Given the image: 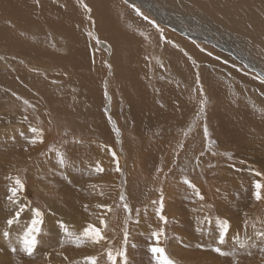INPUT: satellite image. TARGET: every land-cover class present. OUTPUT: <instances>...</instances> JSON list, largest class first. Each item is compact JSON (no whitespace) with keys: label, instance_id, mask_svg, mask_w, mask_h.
Segmentation results:
<instances>
[{"label":"rangeland","instance_id":"1","mask_svg":"<svg viewBox=\"0 0 264 264\" xmlns=\"http://www.w3.org/2000/svg\"><path fill=\"white\" fill-rule=\"evenodd\" d=\"M17 1L29 0H0V264H46L50 259L47 256L54 250L81 252L56 264H88L86 257L91 256L97 258V264H108L105 250L122 246L128 264H154L148 248L155 244L152 231L160 227L165 228L167 237L161 246L176 264H226V257L209 248L216 246L210 238L211 234L218 235L216 218L226 219L234 213L240 223L241 212L258 205L247 224L242 223L243 227L228 219L229 234L222 245L225 247L221 246L225 251H237L238 260L250 258L247 248H254L256 239H260L255 233L264 231V200L257 201L253 196V183L264 185V165L256 161L264 157V84L260 75L238 60L234 52L242 55L237 45L249 41L246 45L253 64L264 73V34L258 28L264 23L256 21L255 17L262 12H254L259 9L252 0L244 5L238 0H150L155 4L152 7L139 5L135 0H84L92 8L91 19L77 0H32L26 8L16 7ZM175 1L179 10L173 11L177 15L170 22L164 9L175 6ZM132 5L142 15H137ZM248 5L253 6L257 15L251 16ZM157 9L164 12L163 23L157 18ZM197 11L204 17L193 16ZM232 27H238L237 33H232ZM158 28L163 30L164 40ZM89 31L99 44L87 35ZM126 32H139L138 42L144 37L145 47L128 44V39L123 42ZM198 33L208 39L211 36L216 43L191 37ZM231 34L235 41L226 38ZM254 36L262 42L256 43ZM178 40L190 43L188 49L179 45ZM149 46L161 50L162 57L156 50L150 51ZM197 74L208 101L199 117ZM31 127L42 129L43 143L28 142L32 138ZM49 146L65 155L66 167L58 165L56 155L53 157L55 151H49ZM33 148L35 151L28 156L26 152ZM97 163L103 171L95 170ZM118 165L120 171H116ZM17 175L25 183L24 191L18 194V203L24 200L26 205L31 203L45 211L48 201L55 206L59 197L58 202L65 201L64 205H70L72 213L83 222L76 221L80 224L77 226L63 216L67 221L61 223L79 234L89 223L102 227L100 215L106 221L102 231L106 240L80 247L65 242L61 247L64 234L60 226L55 221L43 220L33 256L19 251L13 255L2 233L8 230L11 245L19 248L17 237L26 221H30L23 217V212L20 225L11 228L6 225V220L14 215L6 199L10 183L7 177ZM102 176L113 178L107 186L109 196L91 204L101 205L102 211L89 218L82 204L93 198V192L86 195V187H100ZM184 177L196 185L203 200L182 182ZM94 180L96 185L92 184ZM131 184L132 191L138 190L141 195L137 208L142 213L138 211L137 215L136 210L135 219L131 216L134 203ZM44 191L46 196L42 195ZM161 191L164 198L161 214L167 218L166 224L155 211L160 206ZM260 191L264 196V187ZM198 207L209 217L207 228L204 218L198 220L203 215L188 216L190 209L194 215L198 213ZM235 236L245 243L244 250L235 243ZM58 242L59 246L51 247ZM197 244L205 247L197 248ZM228 258H232L229 264H233V257ZM258 258L257 264H264V252Z\"/></svg>","mask_w":264,"mask_h":264},{"label":"snow or ice","instance_id":"2","mask_svg":"<svg viewBox=\"0 0 264 264\" xmlns=\"http://www.w3.org/2000/svg\"><path fill=\"white\" fill-rule=\"evenodd\" d=\"M127 2V0H125ZM77 3L79 6L84 10L86 14L91 13V8L84 3V0H77ZM63 6V5H62ZM134 7V10L136 11L137 15H142L141 11L139 8ZM88 19H91L90 15L87 16ZM145 20L148 18L145 16ZM149 23H153L152 21H149ZM154 27H157L155 24H153ZM158 31L161 32V40H164L165 37L163 36V30L158 28ZM87 35L93 39L96 40L97 44L100 43L98 38L95 36V34L91 31L87 33ZM169 44L172 43V41H168ZM176 46V45H174ZM178 47V46H176ZM183 51V49H181ZM187 55V53H185ZM211 55V53H209ZM191 59V57H189ZM195 63V61H193ZM109 70H111V66L108 65ZM259 79L262 84H264V74H261L259 76ZM196 84L199 86V109L197 112V116L199 117L202 113H204L205 106L207 104V98L204 94L203 86L200 83V78L199 74L196 76ZM105 98L108 99L107 97V92H105ZM17 99H20L17 97ZM24 104L27 105L28 101L25 100ZM111 122V121H110ZM114 131L119 134L118 129H113ZM30 131L34 134L33 137L28 141L30 144L35 145L37 142L43 143V133L40 129L36 127H31ZM21 136L24 135V133L20 134ZM204 136L207 138L208 136V130L207 127L205 126L204 128ZM76 143H79V141H76ZM182 147V145H181ZM27 150V149H26ZM49 151H55V155L57 158V163L60 167H66L68 164V161L65 157V155L60 152L57 149H53L51 146H49ZM203 155V153H201ZM225 155H228L230 158V154L225 153ZM113 156H115V153H113ZM97 172L103 171L102 168H100L99 164L97 163L96 169ZM116 171H120L119 167H117ZM257 176H260V173H256ZM9 183V186L7 187V201L9 202V206H11L14 210V215H10V217L6 220V225L8 228H11L12 225L14 224H19L20 218H21V213L25 212V208L27 207L31 213V219L30 221L26 222L24 226H22V233L17 237L19 248H17L14 245H11L10 243V237L11 233L8 230L3 231L2 235L4 240L9 241V251L15 255L18 251L20 253H24L25 255L31 257L34 254V251L37 247V244L39 243L37 236L41 232V224L43 223V218H44V212L36 207H31L30 205H26L23 202L18 203V194L23 192L25 189V183L24 181L20 178V176H8L7 177ZM182 182L188 186V188L192 189L194 192V195L198 197L199 199L203 200V196L201 195L199 189L196 188V185L193 184L187 177H184ZM253 187L255 191L253 192V196L257 201L264 200V196L261 195V188L264 187L259 182H254ZM124 199L123 194H121V200ZM163 193L161 191L160 195V206L156 208V216L159 218V220L163 223H167V218L161 214V211L163 209ZM155 203V201L153 202ZM97 208L101 207V205H96ZM125 210H127V204H124ZM85 210H87V205H85ZM111 210V209H109ZM205 221H209V217L205 216L204 217ZM210 222V221H209ZM99 223L102 227L98 228L95 227L93 224L89 223L87 227H85L79 234L76 232L70 231L68 226L65 225L64 223H60V229L64 234V238L60 241L61 247H63L65 242L72 243L76 245L77 247H80L81 245L85 243H92V244H99L102 241L106 240V237L102 234L103 228L106 227V221L101 217L99 218ZM244 224H247V220L244 221ZM215 225L218 230V235L215 237V247H211L210 251L217 253L221 257H233V264H239L238 260L235 259L236 257V252L235 250L231 251H225L222 249V245L226 243V237L229 234L230 230V223L228 219H221L219 217L216 218L215 220ZM199 231V229H197ZM257 237H259L262 241H264V231H257L255 233ZM151 237L155 240L154 245H150L148 248V251L152 255V260L154 261V264H176V262L169 257V255L166 252L165 247L161 246L162 243L167 239L166 234H165V228L160 227L158 230H154L151 233ZM127 238H128V233L127 229H124V241L123 243L126 245L127 244ZM234 241L236 244L239 245L241 249L245 247V243L239 239V236L233 237ZM109 244L111 243L110 241L108 242ZM135 247V245H133ZM197 248H204V245L197 244ZM2 251V249H0ZM106 256H107V262L108 264H117V258H119V264H128L127 256H126V249L122 246L118 249H113L111 247H108L106 250ZM261 252H264V248H261ZM248 255H251V252L248 253ZM67 259V257H65ZM86 261L88 264H97V258L95 256L91 257H86Z\"/></svg>","mask_w":264,"mask_h":264},{"label":"bare ground","instance_id":"3","mask_svg":"<svg viewBox=\"0 0 264 264\" xmlns=\"http://www.w3.org/2000/svg\"><path fill=\"white\" fill-rule=\"evenodd\" d=\"M32 0H29V1H27V2H23V3H21V2H19V1H17L16 2V7H20V8H26V7H28L30 4H32V2H31ZM116 1V0H115ZM134 1V0H133ZM135 1H138V2H140L139 3V5H141V3H143L144 4V6L145 5H147V6H153V5H155L154 3H152L150 0H135ZM201 1H203V0H201ZM210 1H212V2H219V0H210ZM239 1V3L241 2V3H243L242 5H244L245 3H247V2H249L250 3V0H238ZM87 2V1H86ZM130 2V1H129ZM184 2V1H183ZM88 3V2H87ZM93 3V2H92ZM122 3V2H121ZM160 3V2H159ZM175 3H176V1H175ZM174 3V4H175ZM200 3V2H199ZM221 3V2H220ZM252 3L255 5V6H257V8L259 9V10H255L254 12H257V13H259V11L260 12H262V14H260V16H257V17H255V18H257V20L256 21H258V19H260L263 23H264V0H252ZM24 4H27V5H24ZM117 4V3H116ZM127 4V3H126ZM168 4V3H167ZM177 4L178 3H176V5L175 6H173L172 8H168L167 7V9L168 10H166V9H164V11H166V13H167V15L170 17V22L171 21H173L174 20V15H177L176 13H174L173 14V11L174 10H179L178 8H177ZM181 5V4H180ZM195 5V4H194ZM241 5V6H242ZM120 6V5H119ZM123 6V5H122ZM169 6V5H168ZM170 6H171V4H170ZM169 6V7H170ZM196 6V5H195ZM239 6V5H238ZM249 6V8L251 9V11H252V17H253V15H257V14H254V12H253V6H251V5H248ZM90 7V6H89ZM102 7H104L103 5H102ZM115 7H117V6H115ZM158 7V6H157ZM156 7V8H157ZM178 7H179V5H178ZM229 7V6H228ZM243 7V9H245L244 10V12H248V10H246V8H244V6H242ZM91 8V7H90ZM105 8V7H104ZM165 8V7H164ZM180 8H182V6L180 7ZM193 8V7H192ZM197 8H199L200 9V7H197ZM110 9V8H109ZM117 9V8H116ZM155 9V8H154ZM198 9V10H199ZM223 9V8H222ZM91 10H92V8H91ZM149 10V9H148ZM158 10V9H157ZM183 10V9H182ZM242 9H238V12H240ZM40 11V10H39ZM105 11V10H104ZM181 11V10H180ZM202 10L200 9V12H201ZM228 11H230V10H228ZM119 12V11H118ZM158 12H159V10H158ZM163 11H161V12H159V14H158V20L160 21V22H162L163 23V20H162V17H164V12L162 13ZM175 12V11H174ZM199 11H197L196 13H194L193 14V16H195V17H204V15L201 13H198ZM223 12V11H222ZM41 13V12H40ZM115 13V12H114ZM153 13V12H152ZM157 13V12H156ZM185 13V12H184ZM226 13V12H225ZM153 14H155V13H153ZM187 14V13H186ZM188 15V14H187ZM190 15V14H189ZM207 15V14H206ZM238 15L241 17L242 15L240 14V13H238ZM90 16H93V11H91V13H90ZM17 17V19H18V16H16ZM195 17H194V19H195ZM208 17H209V15H208ZM220 17V16H219ZM249 17H250V15H249ZM113 18V17H112ZM190 19H191V17H189ZM16 19V18H15ZM14 19V20H15ZM95 19V18H94ZM203 19V18H202ZM104 20V19H103ZM199 20V19H198ZM205 20H206V17H205ZM225 20V19H224ZM247 20V19H246ZM45 21L47 22V24H49L48 23V21L45 19ZM211 21V20H210ZM191 22V21H190ZM199 22V21H198ZM209 22V21H208ZM247 22L248 21H246V24H247ZM187 23H189L188 22V20H186L185 21V24L187 25ZM204 23V22H203ZM211 23V22H210ZM216 23V22H215ZM218 23V22H217ZM20 24V23H19ZM93 24H95V21L93 22ZM219 24V23H218ZM239 24L240 25H242V22L240 21L239 22ZM260 24V23H259ZM189 25V24H188ZM204 25V24H203ZM202 25V26H203ZM213 25H215V27L216 26H218L217 24H213ZM94 26V25H93ZM102 26H104V25H102ZM205 26V25H204ZM203 26V27H204ZM208 26V25H207ZM212 26V25H211ZM248 26H249V24H248ZM261 27H258L259 29H260V33H263L264 34V25H260ZM176 27V26H175ZM193 27V26H192ZM206 27V26H205ZM210 27V26H209ZM191 28V27H190ZM233 29H232V31H234V32H232L233 34H235V33H237L235 30H238V27H236V29L234 28V27H232ZM97 30H98V28H96ZM210 29H213V28H210ZM241 29V28H240ZM194 30V29H193ZM205 30V29H204ZM98 31H100V29L98 30ZM241 31V30H240ZM97 32V31H96ZM183 32H185L187 35H189L190 33H188V32H186V30H184ZM242 32V31H241ZM10 33V32H9ZM101 33V32H100ZM218 33V32H217ZM230 33V32H229ZM248 33V32H247ZM97 34H98V32H97ZM126 34H127V32H126ZM206 34V33H205ZM213 34V33H212ZM249 34V33H248ZM123 35V34H122ZM125 35V34H124ZM123 35V36H124ZM210 35V34H209ZM255 35H256V33H255ZM99 36V35H98ZM125 36H127V37H125L124 39H123V42H125L127 39L129 40L128 41V44H133V45H136L137 47H142V46H144L145 47V43H146V40L144 39V37H142V39H141V41L140 42H138V36H139V32H133V33H129V34H127V35H125ZM170 36V35H169ZM208 36V35H207ZM73 37H75V36H73ZM191 37L192 38H195V39H202V40H205V41H208V42H212V43H216V41L214 40H212L211 39V36H208L209 37V39L208 38H205V37H202L201 35H199V33H198V35H191ZM226 37V36H225ZM254 37H256V36H254ZM214 38V37H213ZM226 38H230L231 40H234L235 41V38H234V36L231 34V36L230 37H226ZM115 39V38H114ZM254 40H256L257 39V37H256V39L255 38H253ZM252 39V40H253ZM140 40V39H139ZM75 41V40H74ZM179 41V45H181L182 47H184V48H187L188 49V47H187V44H190V43H188L186 40H178ZM257 41L258 42H256V43H261L262 41H259L258 39H257ZM133 42V43H132ZM248 42V44L250 43L249 41H247ZM246 42V43H247ZM252 42V41H251ZM227 43V42H226ZM245 43V42H244ZM246 43L245 44H243V45H237L238 46V50L241 52V54L242 55H238L237 53H235L234 52V50L232 51V50H230V49H228L227 48V51H230L231 53H233L234 52V54L236 55V57H237V59L238 60H240V61H242V63L243 64H245V65H248V66H250L251 68H252V70L253 71H255V72H257L259 75H261V74H264V73H262L261 71H259V69H258V66L257 67H255V64H253V62H254V60L252 59V54L250 53V48L246 45ZM122 44V43H121ZM233 44H235V43H233ZM262 44H264V43H262ZM219 47H222V45L219 43ZM122 46H123V44H122ZM236 46V47H237ZM253 46V45H252ZM172 47V46H171ZM107 48V47H106ZM115 47H113V46H111V49L113 50ZM119 48V47H118ZM70 49V48H69ZM120 49V48H119ZM149 49H150V51H157V54L159 55L160 54V56L162 57V53H161V50H159V52H158V48H155V47H152V46H149ZM222 49V48H221ZM261 50H262V48H260ZM257 50V49H256ZM114 51H115V49H114ZM252 51V50H251ZM113 56V55H112ZM243 56H246V57H243ZM254 56V55H253ZM119 57L120 58H122L123 57V54H119ZM113 58H114V56H113ZM118 58V57H117ZM263 59V58H262ZM183 60H184V62H185V59L183 58ZM259 60V59H258ZM113 61H114V59H113ZM262 61V60H261ZM264 61V60H263ZM142 62H144V60L142 59ZM257 62V61H256ZM255 63V62H254ZM258 63V62H257ZM140 64V63H139ZM261 64V63H260ZM256 65H258V64H256ZM263 65V64H262ZM121 70H123L122 69V67L120 68ZM121 73H123V72H121ZM130 74H131V72H130ZM141 75V74H140ZM131 76V75H130ZM130 76H128V77H130ZM76 81V80H75ZM151 82V81H150ZM69 86V85H68ZM24 89V88H23ZM58 99V98H57ZM73 99V98H72ZM217 102V101H216ZM207 106V105H206ZM41 113V112H40ZM8 114V113H7ZM9 115V114H8ZM7 119V118H6ZM17 119V118H16ZM21 122H23L24 123V121L22 120V119H19ZM37 122V121H36ZM26 124V123H25ZM32 126H34V125H32ZM38 129H39V127H38ZM78 129V128H77ZM40 130H42L41 128H40ZM44 131V130H43ZM120 132V131H119ZM45 133V132H44ZM76 134V133H75ZM33 133L30 131V136L29 137H33ZM44 138H45V136H44ZM184 141V140H183ZM254 143V142H253ZM252 143V144H253ZM55 146V145H54ZM35 149L36 148H33V150L32 151H30V150H28L27 152H26V154L28 155V156H30L31 154H32V152H34L35 151ZM235 149H236V147H235ZM180 150V149H179ZM54 155L55 154H53V157H54ZM49 156H51V155H49ZM259 164H263L264 165V157L263 156H260V157H258L257 158V160H256ZM32 162V161H31ZM118 167H119V165H118ZM36 168H37V166H36ZM119 169H121V168H119ZM261 176V175H260ZM110 177V176H109ZM109 177H106V176H102L101 178H100V186L102 187V188H100V187H98L97 185H96V183H95V180L92 182V184H94V185H96V187L95 186H88V187H86V189L88 190L87 192H86V195L87 194H90L91 192H93L92 194H91V196L93 195V198L91 197L90 198V200L88 199V201H87V203H83L82 204V210H85V209H83V208H85V205H87V210H85L86 211V213H88L89 214V218H94V217H96L97 216V214L99 215V212H101L102 211V209L99 207V208H97L96 206L95 207H92L91 206V204L94 202V201H96V200H98V199H104V198H99V195L100 194H104V195H106V196H109V189H107L108 187V185L110 184V181L113 179H109ZM204 177V176H203ZM109 179V180H108ZM114 180L115 181H117L118 182V178H114ZM262 184V183H261ZM111 185V184H110ZM117 185V184H116ZM105 186V187H104ZM113 187H114V185H113ZM121 187V186H120ZM138 187V186H137ZM111 189V188H110ZM119 189V188H118ZM132 189H133V186H132V184L130 185V187H129V190H130V192H131V195H132V197H133V201H134V203L132 204V207H131V211L133 210V212H132V219H135L133 216H134V214L136 213L135 211L137 210V212L140 210V209H138L137 208V205H139L138 204V200L140 199V197H141V195H139V191L137 190V191H135V190H133L132 191ZM113 190V189H112ZM128 190V189H127ZM129 190H128V192H129ZM109 191V192H108ZM73 192V191H72ZM115 192V191H114ZM76 194V193H75ZM43 196H46L45 195V191L43 192V194H42ZM127 195V194H126ZM59 199H61V198H57V201H56V204H55V206L54 205H52L53 203H52V201H48V208H46V210L45 211H43L44 212V218H43V220H45V221H51V222H53V221H55L54 223H57L58 225H60V223L61 222H66L67 220H64V218H63V216L66 218V219H70L68 222H70V223H75L77 226H79L80 224H78L77 222H82V221H80V218H79V215H77L76 213H72V211H71V209H72V207L70 206V205H67V206H65L64 205V203H65V201L63 202V201H60V202H58L59 201ZM158 199V198H157ZM252 199V198H251ZM46 201L48 200V198L47 199H45ZM78 200V199H77ZM24 201V200H23ZM22 201V202H23ZM141 201V200H140ZM25 202V201H24ZM80 202H83V200H80ZM154 202V201H153ZM141 203V202H140ZM25 204V203H24ZM29 205L31 206V207H34L31 203H29ZM98 205V204H97ZM258 205H251L248 209L249 210H247V211H242L241 212V214L239 215V216H241L242 217V221L239 223V221H237L236 219H235V217L236 216H234L235 214L233 213V215L231 216V217H227L226 219H229V220H233V222L235 223V225L236 226H240V227H243V225L244 224H242L245 220H247L248 221V219L252 216V212H254V211H256V207H257ZM93 209H92V208ZM188 208V207H187ZM148 209V208H147ZM26 211L23 213L24 215H23V217L24 218H28L29 220L31 219V213H30V211H29V209L27 208V209H25ZM69 211H71V215H69L68 213H69ZM58 212V213H57ZM139 212H141V211H139ZM137 213V215L138 214H140V213ZM197 212L199 213H196L195 215L191 212V209H190V212H189V214H188V216L189 217H191V216H197V215H203L202 217H200V218H198V220L199 221H202V219L205 217V215H204V211L202 210V209H200V207H198V209H197ZM142 213V212H141ZM240 213V212H239ZM57 214H59V215H57ZM103 214V213H102ZM61 215V216H60ZM84 215V214H83ZM86 216V215H85ZM131 216H130V219H131ZM188 216H186V217H188ZM102 216H100L99 215V218H101ZM141 217H142V215H141ZM188 217V218H189ZM81 218H83V217H81ZM140 218V217H139ZM182 218V217H181ZM233 218V219H232ZM144 219V218H143ZM153 219V218H152ZM184 219V218H183ZM77 221V222H76ZM86 222H88V220H87V218H86V220H85ZM140 221L142 222V219H140ZM27 222V221H26ZM66 223V224H69V223ZM125 222V221H124ZM127 222V221H126ZM181 222H182V220H181ZM186 222V220H184V222H182V223H184V224H186L185 223ZM83 223V222H82ZM205 223H206V228H207V221H205ZM125 224V223H124ZM20 225V224H19ZM134 228V227H133ZM76 229V228H75ZM244 231H248L249 233H251V230H247L246 228H244L243 229ZM76 231H78L77 229H76ZM128 231V230H127ZM252 234H253V232H252ZM197 236V235H196ZM217 235H213V234H211L210 235V238L212 239V240H215V237H216ZM196 239V238H195ZM56 240H58V239H56ZM199 240V239H198ZM259 242V243H258ZM46 243H48V242H46ZM53 243H56L55 242V240H54V242ZM102 243V242H101ZM194 243V242H193ZM193 243H191L192 245H193ZM255 243L256 244H254V248H252L251 246L250 247H248L247 248V251L248 252H251V255H250V258L247 256V257H243V258H240L241 260H238L239 258H235L236 260H238V262H239V264H242V263H245V262H243V261H246L247 262V264H257L258 263V261L260 262V260H259V256H260V254L262 253L261 252V248H264V241H262L261 239H256V241H255ZM60 244H59V242L56 244V245H53V244H51V247H57V246H59ZM122 245V244H121ZM191 245V246H192ZM253 246V245H252ZM222 247H225V246H222ZM230 248H233V245H230ZM58 249V248H57ZM170 249H172L171 247H170ZM239 249H241V248H239ZM63 250V249H62ZM85 250V249H84ZM173 250V249H172ZM242 250H244V249H242ZM185 252V251H184ZM237 252V251H236ZM79 253H81L80 251H79ZM78 253V254H79ZM83 253V252H82ZM78 254H74L73 252H70L69 250H67V251H65V250H63V251H60V252H55V250L53 251V253H51L49 256H47V258H50V259H47L46 261H48L46 264H56V262H60V261H67V260H69V259H71V258H74V257H76V256H79ZM176 255V254H175ZM127 256V255H126ZM177 256V255H176ZM183 256V255H182ZM190 256H193V255H190ZM65 257H67V259H65ZM193 257H195V256H193ZM211 257V256H210ZM177 258H179L178 256H177ZM185 258V257H184ZM196 258V257H195ZM226 259H227V261H226V264L228 263H231L230 262V260L232 259V258H228V257H226ZM193 260V259H192ZM45 261V262H46ZM194 264H195V262H194Z\"/></svg>","mask_w":264,"mask_h":264},{"label":"crops","instance_id":"4","mask_svg":"<svg viewBox=\"0 0 264 264\" xmlns=\"http://www.w3.org/2000/svg\"><path fill=\"white\" fill-rule=\"evenodd\" d=\"M152 45H153V43H152ZM158 52H159V49H158ZM71 165H69L68 167H70ZM100 188H102L101 186H100ZM108 196H106V195H104V194H100L99 195V198H105V200H106V198H107ZM106 202V201H105Z\"/></svg>","mask_w":264,"mask_h":264},{"label":"water","instance_id":"5","mask_svg":"<svg viewBox=\"0 0 264 264\" xmlns=\"http://www.w3.org/2000/svg\"><path fill=\"white\" fill-rule=\"evenodd\" d=\"M257 73V72H256ZM258 74V73H257ZM259 75V74H258Z\"/></svg>","mask_w":264,"mask_h":264}]
</instances>
